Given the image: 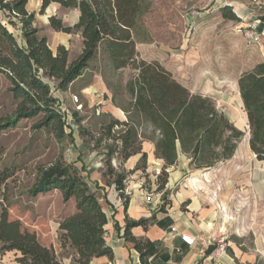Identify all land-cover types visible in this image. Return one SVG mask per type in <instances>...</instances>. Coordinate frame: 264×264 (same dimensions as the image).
<instances>
[{
	"label": "rangeland",
	"instance_id": "1",
	"mask_svg": "<svg viewBox=\"0 0 264 264\" xmlns=\"http://www.w3.org/2000/svg\"><path fill=\"white\" fill-rule=\"evenodd\" d=\"M42 2L28 0L25 5L30 28L46 38L54 55L60 46L65 47L71 65L84 51L81 30H55L50 19L73 28L81 12L58 1H51L41 11ZM238 2L255 12L244 14ZM133 4L128 36L135 53L126 66L119 67L120 55L129 49L120 50L116 60L101 42L97 56L66 89L60 87L59 79L37 69L38 78L49 87L52 107L61 115L63 136L48 123L43 110L30 117L18 116L35 105L21 95L6 71L0 70V215L5 206L9 221H20L53 241L56 221L70 214L75 202L64 201L58 190L32 195L30 189L39 168L63 158L88 175L94 167L102 168L105 182H111L113 177L106 173L110 162L117 173L126 175V194L141 191L154 202L158 199V206L164 200H184L182 209L190 201L203 208L213 206L217 212L213 223L225 232L215 243L224 241L228 251V242L238 238L243 248L257 256L256 264H264V160L249 146L248 122L238 88L241 74L264 62L262 33L256 23L260 10L250 0H134ZM224 5H231L240 21L223 18L220 8ZM0 23L20 47L26 48L21 17L0 9ZM6 52L7 44L0 39V60ZM139 65L166 72L191 95L211 100L241 133L234 137L232 157L197 169L192 155L184 152L177 140L175 163L161 158L157 153L161 129L141 110L138 94L131 91L140 74ZM226 129L223 144L234 134ZM223 144L214 142L209 155L222 151ZM241 147L242 157L238 154ZM148 148L153 152L151 158ZM137 166L141 168L137 170ZM163 169L168 172L165 194L156 189L161 182L157 170L161 173ZM58 252L63 257L71 250L58 247Z\"/></svg>",
	"mask_w": 264,
	"mask_h": 264
},
{
	"label": "trees",
	"instance_id": "2",
	"mask_svg": "<svg viewBox=\"0 0 264 264\" xmlns=\"http://www.w3.org/2000/svg\"><path fill=\"white\" fill-rule=\"evenodd\" d=\"M28 0H0V9L10 11L25 23L26 48L20 47L13 36L0 23V39L7 44V52L0 60V70L6 71L17 90L21 91L34 108L21 111L20 118L30 117L43 110L49 124H54L64 135L61 115L52 107L49 87L37 76V69L60 81V87L68 85L81 75L88 61L97 56L101 42L109 54L119 60V67L126 66L135 53L134 42L128 36L131 27L134 0H43L41 11L51 1H58L66 7H77L81 14L73 28L64 26L61 20L51 18V26L55 30L71 32L81 30L84 37V51L71 65L67 63L68 52L60 46L54 55L47 45L46 38H40L37 30L30 28L29 14L25 9ZM222 17L227 20L240 21L231 5L220 8ZM264 24V4L257 15ZM127 54H125V50ZM124 51L120 54L119 51ZM134 61V60H133ZM132 61V62H133ZM140 74L131 84V91L137 93L138 105L146 116L161 129V137L157 142V153L168 164L177 159L176 141L179 140L184 152L192 155L197 169L212 167L216 163L232 157L236 144L234 137L241 133L229 123L226 116L220 113L213 102L199 95H191L186 88L172 80L166 72L152 66L142 68ZM239 94L242 99L249 126V146L259 160H264V62L241 74L238 79ZM229 127L230 136L223 144V135ZM235 135V136H234ZM220 137V140L217 138ZM216 142L223 144L222 151L209 155L208 151ZM247 144V141H246ZM243 148L238 154L243 155ZM124 159L129 157L123 153ZM146 160V155L143 156ZM137 166L136 169H140ZM145 169V166L142 167ZM113 177V183L120 197L127 200L124 180L125 174L117 173L108 163L107 172ZM166 169L157 176V191L164 192L167 183ZM51 190L61 192L64 201L74 199L76 211L59 219L57 242L62 249L70 248L75 257L71 263L59 259L54 241L41 237L40 232L27 229L20 221H9L5 206L0 215V252H15L18 264H89L94 257L107 256L114 258L113 249L106 241V225L108 217L100 202L99 195L91 188L86 177L77 167L67 164L58 158L48 166H42L37 173L36 181L30 189L32 195ZM166 192H164L165 194ZM171 202L163 201L161 210L165 211ZM148 220H130L127 218L124 231L125 240L138 251L142 264H150L149 259L157 253L160 243L149 239H139L131 229L135 226L148 225ZM211 245L210 253L215 249Z\"/></svg>",
	"mask_w": 264,
	"mask_h": 264
},
{
	"label": "crops",
	"instance_id": "3",
	"mask_svg": "<svg viewBox=\"0 0 264 264\" xmlns=\"http://www.w3.org/2000/svg\"><path fill=\"white\" fill-rule=\"evenodd\" d=\"M252 2L256 3V8L259 10L261 5L264 4V0H250V3ZM238 4L244 14H252V12H255L244 2H238ZM259 24L262 33L263 44L261 46L264 55V24ZM240 101L244 107L241 97ZM150 149L148 148L147 151L151 158L153 157V152H150ZM82 173L91 188L98 195L100 192L103 194L102 197H99L108 217V223L105 227L106 241L114 253L112 260L107 256L94 257L89 264H142L138 251L124 237L127 218L130 220H148L149 222L146 227L143 225L135 226L131 229V232L139 239H149L161 244L157 253L150 257V264L257 263V256L243 248L244 244L238 238H233V240L228 242L229 248L225 253L217 251L218 244L215 241L221 236H224L225 232L213 223L214 214H217L213 206L203 208L202 206L196 205L194 201H190L185 206V209H182L184 200H176L167 206L165 211H162V205L158 206V199L154 202L153 198L142 194L141 191L139 194L128 193L127 200L120 197L113 183V179L111 182H105L103 176L104 169L102 168L97 169L94 167L89 175L85 171ZM75 211L76 203L71 213ZM58 222L59 219L55 223L56 238L53 240L54 246L59 259L64 263H71L75 257L72 249L67 248L71 252L69 255L63 257L58 252V247H60L57 242V235L59 234ZM181 234L196 237V243L193 246L187 245L183 242ZM211 245H215L216 247L210 253H207ZM67 249L60 248V250ZM0 264H18L15 262V252H0Z\"/></svg>",
	"mask_w": 264,
	"mask_h": 264
},
{
	"label": "built area",
	"instance_id": "4",
	"mask_svg": "<svg viewBox=\"0 0 264 264\" xmlns=\"http://www.w3.org/2000/svg\"><path fill=\"white\" fill-rule=\"evenodd\" d=\"M256 23H260V20H258L257 18H256ZM159 174H160V170H157L156 176H158ZM181 238H182L183 242L189 246H193L197 241L196 237L188 235V234H181ZM217 244H218L217 251H219L221 253H225L227 251V244L224 243V241L219 242Z\"/></svg>",
	"mask_w": 264,
	"mask_h": 264
},
{
	"label": "water",
	"instance_id": "5",
	"mask_svg": "<svg viewBox=\"0 0 264 264\" xmlns=\"http://www.w3.org/2000/svg\"><path fill=\"white\" fill-rule=\"evenodd\" d=\"M248 128H249V126H248Z\"/></svg>",
	"mask_w": 264,
	"mask_h": 264
}]
</instances>
